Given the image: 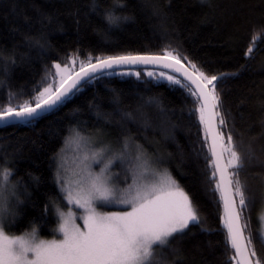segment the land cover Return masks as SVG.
Segmentation results:
<instances>
[{"label":"snow or ice","instance_id":"snow-or-ice-1","mask_svg":"<svg viewBox=\"0 0 264 264\" xmlns=\"http://www.w3.org/2000/svg\"><path fill=\"white\" fill-rule=\"evenodd\" d=\"M118 2L113 0V4ZM199 2L209 9L218 7L210 0ZM151 7L152 15L161 20L162 35L169 36L164 22L171 18V14L161 5ZM90 10L102 15L110 27H119L122 21L132 18L117 15L114 7L105 6L101 0H94ZM227 15L249 25L254 33L264 31V4L257 9L255 5L237 3ZM51 22V16L42 14L38 33L24 37L29 48L41 53L51 48L47 38ZM253 51L249 43L244 57L251 59ZM9 59L12 65L17 63L14 52L11 57H3L0 66L4 77L0 79V85L4 87H9L6 83L10 74ZM66 60V63L53 60L50 67L46 66L43 79L29 92H22L27 99L0 108V126L34 127L85 86L103 76H134L140 80L141 72L134 69L141 66L159 69L158 72L145 71L143 76L166 82L170 90L179 88L194 98L204 146L208 147L210 141L208 168L211 175L208 179L215 182V190L220 196L223 211L219 219L226 248L234 251L233 264H264L258 256L250 225L245 220V212L257 193L240 179L246 163L255 159L264 166V116L258 121L261 131L249 137L250 141L262 140L259 155L251 145L246 153L241 152L233 128L229 127L230 114L223 111L219 91V84L236 73L210 72L184 49L182 43L172 39L154 52L88 53L81 58L77 50L76 55L69 54ZM112 91L115 93L116 90ZM9 95L11 98V93ZM110 102L117 105L115 123L121 129L115 145L104 141L106 132L103 128L88 129L79 121L70 124L62 139L65 143L69 139L74 142L75 167L70 172L61 155L62 149L53 153L50 159L55 161L54 179L58 194L48 197L39 222L30 219V229L19 235L12 229L22 218L23 206L35 207V204L31 200L32 193L21 180L11 181L14 172L9 165L14 162L7 154L0 159V264H185L188 258L181 241L203 221L193 195L172 173L168 161L176 160L177 168H180L186 157L183 152L179 158L176 153L164 152L162 146L149 147L127 127L131 122L145 132L148 128L159 129L164 139L176 143V130L181 125L171 119L173 110L164 104L160 94L144 98L135 114L119 107L118 95H114ZM148 106L155 109L154 120L145 111ZM259 106L264 109V95ZM89 107L106 125L113 123V112L102 111L98 105L90 104ZM144 139L147 141L148 137ZM150 143L161 145L155 138ZM117 166L123 171V181L118 179L121 172L112 171ZM259 195L264 197V176L261 177ZM49 208L55 214L57 224L52 229L54 238L46 239L38 234V224L46 223ZM201 231L208 229L201 228ZM261 237L264 243V218Z\"/></svg>","mask_w":264,"mask_h":264},{"label":"trees","instance_id":"trees-1","mask_svg":"<svg viewBox=\"0 0 264 264\" xmlns=\"http://www.w3.org/2000/svg\"><path fill=\"white\" fill-rule=\"evenodd\" d=\"M93 2L0 0V66L3 65V57H11L13 52L17 61L12 65L9 59L10 74L6 79L9 87L0 85V108L27 99L22 92H29L43 79L46 66L50 67L53 60L66 63V57L76 55L77 50L81 58L88 53L154 52L172 39L182 43L184 49L210 72L236 73L219 84L223 111L230 114L229 127L233 128L238 149L246 153L251 145L259 155L258 147L262 140L250 141L249 137L261 131L258 121L264 116V109L259 106V100L264 95V31L254 33L249 25L227 13L237 3L255 5L259 9L264 0H210L218 5L215 10L209 9L206 4L201 5L199 0H119L117 4H113V0H101L105 6L114 7L117 15L132 17L122 21L119 27H110L102 15L91 11ZM152 5H161L171 14V18L164 22L169 36L162 35L161 20L152 15ZM42 14L52 17L47 37L51 48L43 53L29 48L24 39L25 35L38 33V21L42 19ZM43 22L48 24L47 20ZM249 43L254 51L252 58L246 59L243 53ZM139 71L142 75L140 80L134 76H103L93 81L34 127L0 128V159L7 154L8 159L14 162L9 165L14 172L11 181L15 183L21 180L32 193L31 200L35 204V207L28 204L23 206L22 218L12 231L19 235L23 230L30 229L29 220L32 218L38 223L48 197L58 194L54 180L55 161L50 158L63 145L62 137L70 124L79 121L88 129L103 128L105 137L116 142L121 129L115 123L118 118L115 111L117 105L110 102L111 98L118 95L119 107L135 114L137 106L144 103V98L160 94L164 104L173 110L171 119L181 125L176 130V143L164 139L159 129L148 128L145 132L138 124L131 122L127 127L149 147L162 146L164 152L176 153L178 158L183 152L186 157L180 168H177L176 160L168 161L172 173L193 195L203 221L181 241L188 258L185 264H233V250L226 248L225 233L219 219L223 211L220 196L215 190V182L208 179L211 175L208 168L211 156L209 148L204 146L194 98L182 89L170 90L166 82L143 76V72L152 70ZM0 79H4L2 72ZM90 104L94 107L98 105L102 111L113 112V123L106 125L98 119ZM145 111L155 119L153 106H148ZM145 136L148 137L147 141ZM153 138L160 140L161 145H152L150 142ZM262 176L264 166L255 159L250 164L246 163L240 173V179L257 193L245 212V220L250 225L258 256L264 260V243L260 235L264 197L259 195ZM45 220V224H38V234L42 238H54L52 229L56 227L57 218L51 208ZM201 228L208 231H201ZM245 235H248L247 231Z\"/></svg>","mask_w":264,"mask_h":264},{"label":"rangeland","instance_id":"rangeland-1","mask_svg":"<svg viewBox=\"0 0 264 264\" xmlns=\"http://www.w3.org/2000/svg\"><path fill=\"white\" fill-rule=\"evenodd\" d=\"M70 67H71V65H70ZM152 71H154V70H152ZM156 72H158V71H156ZM104 141L105 142H111L113 145H115V142L107 139L106 137H104ZM60 149H62L61 155L66 159L67 167L71 172V170H73L75 167L74 160H75V156H76V150H75L74 142L71 139H69V141L67 143H65V142L63 143V145L61 146ZM112 171L113 172H121V175L118 177V179L120 181H123L124 174H123V171L120 169L119 166L113 168ZM262 218H264V209L260 214V235H261V228H262Z\"/></svg>","mask_w":264,"mask_h":264},{"label":"water","instance_id":"water-1","mask_svg":"<svg viewBox=\"0 0 264 264\" xmlns=\"http://www.w3.org/2000/svg\"><path fill=\"white\" fill-rule=\"evenodd\" d=\"M134 70H154V71H159V69H155L152 66H148V67L141 66L139 69H134ZM1 127H3V126H0V128ZM209 147H210V141L208 142V148ZM210 156H211V154H210ZM233 254H234V251H233Z\"/></svg>","mask_w":264,"mask_h":264}]
</instances>
